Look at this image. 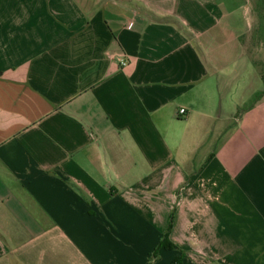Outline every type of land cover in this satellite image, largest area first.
<instances>
[{"label":"crops","instance_id":"1","mask_svg":"<svg viewBox=\"0 0 264 264\" xmlns=\"http://www.w3.org/2000/svg\"><path fill=\"white\" fill-rule=\"evenodd\" d=\"M257 20L251 0H0V264H264Z\"/></svg>","mask_w":264,"mask_h":264},{"label":"rangeland","instance_id":"2","mask_svg":"<svg viewBox=\"0 0 264 264\" xmlns=\"http://www.w3.org/2000/svg\"><path fill=\"white\" fill-rule=\"evenodd\" d=\"M253 4V9L255 12V15L257 16V28L255 29L253 33L254 41L258 42L260 45L264 48V19L260 18L261 15H264V0H251ZM261 49V47H260ZM264 60H261V66L264 69ZM254 97L250 98L247 101V104H250L253 101ZM246 103L244 104L243 108L248 106ZM154 253L152 254L153 258Z\"/></svg>","mask_w":264,"mask_h":264},{"label":"trees","instance_id":"3","mask_svg":"<svg viewBox=\"0 0 264 264\" xmlns=\"http://www.w3.org/2000/svg\"><path fill=\"white\" fill-rule=\"evenodd\" d=\"M260 18L264 19V15H261ZM166 247V248H175V245L169 240L168 232L165 233L163 239L161 240L159 244V248ZM158 256V249L154 252L153 258H156ZM182 256H179L175 259L174 264H181Z\"/></svg>","mask_w":264,"mask_h":264},{"label":"built area","instance_id":"4","mask_svg":"<svg viewBox=\"0 0 264 264\" xmlns=\"http://www.w3.org/2000/svg\"><path fill=\"white\" fill-rule=\"evenodd\" d=\"M126 62H123V64H125ZM186 112V109H184V108H181L180 110H179V113L180 114H184Z\"/></svg>","mask_w":264,"mask_h":264}]
</instances>
